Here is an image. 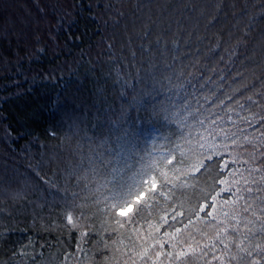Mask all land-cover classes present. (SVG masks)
Segmentation results:
<instances>
[{
	"label": "trees",
	"instance_id": "1",
	"mask_svg": "<svg viewBox=\"0 0 264 264\" xmlns=\"http://www.w3.org/2000/svg\"><path fill=\"white\" fill-rule=\"evenodd\" d=\"M200 65L264 92V0H0V264H130L108 181L195 146Z\"/></svg>",
	"mask_w": 264,
	"mask_h": 264
},
{
	"label": "snow or ice",
	"instance_id": "2",
	"mask_svg": "<svg viewBox=\"0 0 264 264\" xmlns=\"http://www.w3.org/2000/svg\"><path fill=\"white\" fill-rule=\"evenodd\" d=\"M199 67L200 74L187 81L196 89L194 99L201 94L196 111L204 132L195 146L190 140L177 144L128 179L113 168L108 181L112 231L127 239L130 264H187L195 255L204 264L264 261V92L229 90L230 71ZM169 172L197 181H181L180 188H196L203 180L195 202L187 195L174 199L177 185ZM66 220L77 227L71 213Z\"/></svg>",
	"mask_w": 264,
	"mask_h": 264
}]
</instances>
